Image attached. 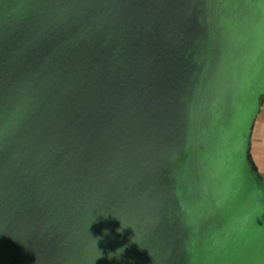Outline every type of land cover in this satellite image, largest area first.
I'll list each match as a JSON object with an SVG mask.
<instances>
[{"label":"water","instance_id":"water-1","mask_svg":"<svg viewBox=\"0 0 264 264\" xmlns=\"http://www.w3.org/2000/svg\"><path fill=\"white\" fill-rule=\"evenodd\" d=\"M263 96L264 0H0V264H264Z\"/></svg>","mask_w":264,"mask_h":264},{"label":"rangeland","instance_id":"rangeland-1","mask_svg":"<svg viewBox=\"0 0 264 264\" xmlns=\"http://www.w3.org/2000/svg\"><path fill=\"white\" fill-rule=\"evenodd\" d=\"M253 127L252 146L254 147L255 144L257 145V153L260 155V157H262L260 158V166L262 165L264 168V102L260 107V112L254 122ZM256 140H258V142ZM258 180L261 186L264 185V178L260 176Z\"/></svg>","mask_w":264,"mask_h":264},{"label":"crops","instance_id":"crops-1","mask_svg":"<svg viewBox=\"0 0 264 264\" xmlns=\"http://www.w3.org/2000/svg\"><path fill=\"white\" fill-rule=\"evenodd\" d=\"M252 140H253V129H252L251 139H250V154H251V157H252V160H253L254 164L256 165L258 174L262 178H264V168L262 167V165L260 166V158H262V157H260V155L257 153L258 152L257 151L258 150L257 145L255 144L254 147L252 146ZM256 141L258 142V140H256Z\"/></svg>","mask_w":264,"mask_h":264},{"label":"trees","instance_id":"trees-1","mask_svg":"<svg viewBox=\"0 0 264 264\" xmlns=\"http://www.w3.org/2000/svg\"><path fill=\"white\" fill-rule=\"evenodd\" d=\"M263 102H264V96L260 99V106L262 105ZM248 164L250 166V170H251L253 176L255 177V179L257 180V182L259 183V180L258 179L260 178V176L258 174L256 165L254 164V162L252 160V157H251V154H250V147H249V152H248Z\"/></svg>","mask_w":264,"mask_h":264},{"label":"clouds","instance_id":"clouds-1","mask_svg":"<svg viewBox=\"0 0 264 264\" xmlns=\"http://www.w3.org/2000/svg\"><path fill=\"white\" fill-rule=\"evenodd\" d=\"M261 188L264 189V185H262ZM122 251H123V249H119V250H117L116 253H119V254H120ZM100 255H101V254H100ZM100 255H99V256H100ZM112 256H118V255H115V253H110V254H109V258H112ZM97 258H98V257H97Z\"/></svg>","mask_w":264,"mask_h":264}]
</instances>
